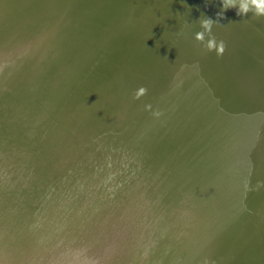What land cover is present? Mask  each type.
Wrapping results in <instances>:
<instances>
[{"label":"bare ground","instance_id":"6f19581e","mask_svg":"<svg viewBox=\"0 0 264 264\" xmlns=\"http://www.w3.org/2000/svg\"><path fill=\"white\" fill-rule=\"evenodd\" d=\"M22 1V0H21ZM196 0H184V3H180V8L184 6V9L187 7V4H190ZM30 2V1H29ZM35 0H33V3ZM154 2V1H153ZM200 1H196V5ZM22 6H23V2ZM207 3V2H205ZM204 3V4H205ZM29 4V3H28ZM31 4V3H30ZM216 5V4H215ZM50 7V8H49ZM46 6L47 11H49V14L52 16L51 13H53L54 16L52 17H58L59 22L62 23L60 14H62V11L56 15L54 12V8L52 9L51 6ZM88 9H91L90 1L89 5L87 6ZM193 7V6H191ZM191 7L186 8L187 13H190L193 11ZM202 5L199 6L201 8ZM133 8V7H132ZM175 8V7H173ZM179 8V9H180ZM131 9V8H130ZM146 9L149 11V13L146 15L148 16L147 22L145 25V28L140 31V34L136 37L135 42L131 40L130 36L129 38L122 40H126V45L121 46L119 49H124L127 53L121 54L120 51H118V55H112L110 53V60L104 61L101 56L103 54V51L93 52L94 49L92 45V41L89 39V41L85 42V39L87 35L85 34L87 29L81 30V26L84 24V21L81 19V15H74L65 17V20L68 21L70 19V22L68 24L65 23V20L63 21V28H65V42L62 45L61 52L59 53V56H54L52 60H49V64L46 63V66L44 67L42 63V59H44V55L48 54V52L52 49L53 44L51 42H46V44L42 42L40 38H37L35 41L34 36V42L31 47V45H24L22 41L24 40V32L22 29L24 25H29V16H24L22 13V27L20 30H15L14 28H7L5 31L13 30V32L10 31V33L7 32V34L10 35L12 38L17 33L18 35L14 38V42L10 44L9 48L6 49V53L3 54L5 58H7V62L5 63V67H0L1 71L4 73V75H0V116L3 114V118H1L0 121V148H5L8 146L7 140L10 142H17L19 141L18 135L20 137V141L22 142V139L26 140L27 142H30L31 140H28L24 137H26L28 134L26 131V126H24V123H30L26 122L29 116V110H32L35 112L36 106L39 107L42 102H49L53 106V112L55 116L60 118V116L65 117V121L67 122L68 117L70 114L73 115V113H70L68 111H75L79 116L83 117V120L81 121L82 124L86 120V129H91L92 135H99L97 136V139H100L101 142H103V145H106L110 143L113 140V136L115 138H121L124 142H128L131 146L135 147V144L138 145L140 148L138 149L139 153H142L141 156V162L144 164V167H148V165L155 164L157 166L156 172H152L153 175H149V181L157 179L158 173L161 175L160 177H167L170 178V176L178 177L181 180L176 181L177 183V189L173 192L174 196H178V202L177 205L172 204L170 201L173 197L171 194H167L166 189H168V186L165 184V188H162L158 191H155L152 188V185L150 186V194L153 196L156 200H159V197L164 198L170 197L168 200H164V205L170 206L167 209V214L173 215L176 219H172V221L175 222V224H178L179 226H170L169 228L171 230H174L175 232H169L171 239L167 241V243L164 245V251L165 254L159 257L160 259H164L161 261L160 264H185L182 261H186L187 257L190 255L189 248H191L193 255L196 252L197 246H200L199 243L195 239H193V236L198 234L199 239H203L206 236L211 235V233L214 232L217 223L221 219V212L223 214V222L226 223V227L228 228V244H229V251L231 252V249L236 245V248L238 249L237 245H242L243 242L241 240L242 233L247 230H253L255 228L261 229L260 223L264 224V182L263 175L259 174L257 171V167L259 164H256V166H253V164L256 163V158L252 160V165H250L247 169V164H243L244 169H241L240 165H233L228 162L227 165V156L232 155H238L237 151L233 153L232 145L236 142L238 139L237 136H239V131L237 129V136H235L230 129L226 126H223L226 129V132H231L229 136L227 137V142L224 141L222 143H219L215 138H213V135L207 130H205L207 124L205 123L209 119L217 118V116L213 113L211 110L212 104L208 102L209 100H206L208 96L212 95V93H208L207 87H211L209 82H200L201 80L197 82H193L192 88L196 85L197 88L193 89L198 92L203 93H197L196 96L199 98V100H196V97L191 98L193 102L188 107H173L169 106L167 109H164L166 112L165 114V120L163 123L159 124L158 128L156 127V123L154 122V127L156 130H153V125L149 121L142 120L138 114L142 113L144 109H141V104L136 101H129L128 107L130 109V113L124 112L122 113L121 107V100L126 99L129 95H133L134 90L138 89L140 86H145L144 81L146 82L148 80V87L151 85V87H147V92L150 93L151 97L147 101L149 103H152V101H160L161 94L165 93L162 89V87H167L170 85L168 91L175 92V89L177 93L182 92L183 88L179 87L176 88L175 85L172 83H175L176 81H170L168 79L166 82L165 77L161 78L160 76V69H158V72H153L151 69H147L145 72V69L143 73H140L135 69V65H127L128 63L133 64V59L129 58L131 55V52H147L149 51V48L152 43L157 44L159 42V39H163L168 33L172 32L174 29L173 25L182 24L185 22L184 20H189L192 17H187L186 13L182 15L179 21L174 22L172 26H165V20H162L158 16H161V13L164 9H161L160 11H154L156 10V7L154 10L150 11L147 7ZM178 9V10H179ZM182 9V11H184ZM45 10V9H44ZM207 10H203V12H208ZM51 11V12H50ZM131 11V10H129ZM181 11V10H180ZM35 12H40L38 10H34ZM44 12V11H43ZM155 12V14H153ZM217 9L210 11V14H216ZM182 13V12H179ZM48 14V16H49ZM252 14V13H249ZM47 16V18H48ZM65 16V15H64ZM34 22V33L41 34L42 32V24L40 23L41 17L37 18V20H32ZM263 21V22H262ZM5 22V21H4ZM257 22L264 27V17L260 20L258 19ZM15 24V23H14ZM65 24H67L65 26ZM72 24L76 27L75 29L72 28ZM253 21H246V18H244V25L251 27H255L256 33L258 34V37L256 40L259 42L258 47L251 46L253 49H255L257 52H259L264 57V41L261 39V36L264 35L262 32V27H257L259 25ZM259 25V26H260ZM165 26V27H164ZM167 28L168 31H165L164 29ZM62 29L61 25L58 27V32H60ZM123 31V30H122ZM43 32H45L43 30ZM155 32V33H153ZM197 32V31H196ZM175 33V32H174ZM6 34V35H7ZM163 34V36H162ZM181 34L175 33V36H180ZM174 36V35H172ZM241 33L238 34L237 38L233 40L232 46L234 43V46L237 47L238 41L242 40ZM165 39V38H164ZM173 39V38H172ZM167 40L168 49L169 52L167 54H160L158 56H153L151 52L144 56L147 60H150L154 64V60L161 59L164 61L169 56L170 58H174V62L180 61V59L177 57L176 52L173 51V49L176 47L177 43L173 42V40ZM189 40L192 41V38ZM20 41V42H19ZM176 41V40H175ZM225 43L228 45L230 44L229 39H224ZM10 42V41H8ZM146 42L149 44L147 46ZM189 44H192L190 42ZM44 45V46H41ZM111 45V44H110ZM114 43L112 44V46ZM143 45V46H142ZM198 45H201L200 43ZM142 46V47H140ZM140 47L137 51L136 48ZM147 47H149L147 49ZM159 47V46H158ZM157 47V48H158ZM203 47V46H201ZM28 48L30 54H31V61H30V67H27L24 63L25 61L22 59L24 57L23 49ZM192 48L195 50L194 44H192ZM50 51V52H51ZM173 51V52H172ZM68 54V57L72 59V61H75L76 64H69L68 67H65V54ZM97 57L96 60L94 58V55ZM85 55H88L92 60L94 59V63L90 64H84L86 61ZM130 55V56H129ZM190 56L193 60L196 58L195 51H192L190 53ZM84 57V60H83ZM83 63H79V66L77 62L79 61ZM128 59V60H127ZM130 59V60H129ZM16 60L18 61V64H16ZM183 55H181V61L185 62ZM98 61L101 63L98 65ZM127 61H130L127 63ZM217 61V57H209V61H202L198 60L196 61V64L198 65H204L206 70H215L214 63ZM167 63L171 65H174L169 60ZM56 65L55 71L52 69L50 71V68L52 66ZM131 66V67H129ZM179 66V63L175 66H171L172 68L176 69ZM117 68V69H114ZM258 73L264 75V68L261 66H258ZM46 69V70H45ZM172 69L171 71H173ZM30 70L34 74V81L36 84V88H31L33 91L27 90L25 88V82L24 80H21L20 82L15 81L14 75H20L23 77L26 75L27 71ZM205 72V78L210 77L212 72L209 71ZM103 71L104 74L99 79L98 72ZM106 71H109L106 73ZM47 72V74H46ZM200 71H197L194 75L196 76ZM14 74V75H13ZM139 78L138 82L135 81V78ZM161 78V79H160ZM219 78V77H218ZM11 80V81H10ZM46 80V81H44ZM59 80V81H57ZM227 80V79H226ZM2 81V82H1ZM212 82V80H211ZM14 83V84H13ZM65 83V85H61ZM99 83L104 84V89H98ZM138 84V86L133 87L135 84ZM166 83L167 86H164ZM48 84V86L46 85ZM141 84V85H140ZM163 84V86H162ZM187 85V83H185ZM27 87V86H26ZM42 87L48 89L49 91L44 90ZM5 88L8 89V91H5ZM191 88V89H192ZM58 90L60 93H58ZM11 91L18 94V99H14V95H11ZM167 93V91H166ZM168 93V95L170 94ZM184 93V92H183ZM182 94V93H180ZM185 94V93H184ZM157 97L158 100L155 98ZM170 97H174V94H172ZM189 96H186L188 98ZM143 98H147L146 95H143ZM182 98H184V95L182 94ZM31 101H25L30 100ZM164 100V99H163ZM171 100V99H170ZM176 105H182L180 101L173 100ZM26 102V103H25ZM179 102V103H178ZM210 104V107H208ZM29 106L27 108V112H21L20 117L17 113L18 108H23L25 106ZM164 107V105H162ZM195 106V108H193ZM206 106V109L208 112L205 114L200 112L203 107ZM217 106V105H215ZM33 107V108H32ZM214 107V106H213ZM165 108V107H164ZM199 108V109H198ZM34 109V110H33ZM141 109V111H140ZM146 111H144L145 113ZM16 113V115H14ZM200 114V116L204 117V122L202 120H199V117L194 114ZM8 114H13L12 117H10ZM64 114V115H63ZM49 119L46 118V124L50 123L51 126H57L58 131L61 132L60 134L65 138V149L62 150L60 142L53 143L48 147V150L46 154L49 156H57L61 152L62 155L65 156L67 160H71L72 156L74 154L75 147L83 144L81 140H83L82 131L78 132V134L81 137V140L78 142H71L74 138L71 136L69 131H65V128H60V124L58 121L52 117L51 115H48ZM2 117V116H1ZM130 117V118H129ZM182 117L183 120V126L182 123L177 121L178 118ZM185 118V119H184ZM48 119V120H47ZM101 119L104 123V127L99 130V120ZM128 119V120H127ZM63 120V118H62ZM121 121V122H119ZM177 123H180L181 126H179ZM31 124V123H30ZM120 124V125H117ZM130 125V127H125L126 136H121L118 134H114L113 136L109 137L111 129H116L117 127L119 129H124L123 127L126 125ZM144 124L148 125V128H150L149 131L145 130ZM191 124V125H190ZM33 127L34 125L31 124ZM14 126L16 128H14ZM194 128H192V127ZM221 126H210L213 132L218 130ZM4 129V130H3ZM56 129V128H55ZM54 130V129H53ZM110 130V131H109ZM79 131V129H78ZM31 133V132H30ZM102 133V134H101ZM7 134L10 136L7 137ZM31 135V134H28ZM34 135V133H33ZM32 136L33 137L35 136ZM93 135V136H94ZM79 137V138H80ZM95 137V136H94ZM28 138V137H27ZM150 138V139H149ZM13 139V141H11ZM230 139H233V143L230 144ZM127 140V141H126ZM5 141V142H4ZM188 142L186 150H193L197 153L192 159L189 158L188 155L185 154V157L181 156L182 153L184 154L182 142ZM81 142V144H80ZM135 144H133V143ZM253 143L252 141H249V143ZM26 143V142H25ZM199 143V144H198ZM227 145H226V144ZM241 143H243L241 141ZM6 144V145H5ZM14 145V144H13ZM25 145H28L26 143ZM81 145V146H82ZM244 145V144H242ZM240 145L241 152L246 154V150L243 148V146ZM194 147V148H193ZM239 147V146H238ZM174 148H177L175 151ZM22 149V148H21ZM173 149V150H172ZM182 149V150H181ZM239 150V149H238ZM262 148L259 149L258 156L257 154H254V156L259 157L261 154L262 160L264 159V153L260 152ZM132 151V150H131ZM131 151L126 153V155L130 156ZM172 151L174 154H172ZM154 153L151 157V153ZM5 153V152H4ZM0 154H3L0 152ZM240 153L241 156L245 157L246 155ZM247 154L249 156H252L253 153H250L247 151ZM151 157V158H150ZM223 160V161H222ZM190 161V164L187 162ZM240 161V160H239ZM67 163V162H65ZM69 163V162H68ZM67 163V164H68ZM185 163V164H184ZM187 166V169H184L183 173L187 174L185 176L183 173L177 172L178 168L176 166ZM232 167V168H231ZM166 168V169H165ZM165 169V170H164ZM164 170V171H163ZM69 171V170H68ZM160 171V172H159ZM232 172H237L238 176L236 177ZM255 172V173H254ZM177 174H183V178L176 176ZM232 175L231 177L237 178L234 179V182H229L228 175ZM256 174V176H254ZM259 175V176H258ZM165 176V177H164ZM165 178L166 180H168ZM160 179V178H158ZM174 183V179L172 180ZM172 184V183H171ZM175 184V183H174ZM176 187V185H173V188ZM230 190V193H229ZM156 193V194H155ZM248 194L252 200L256 202V206L253 204L251 200H247L245 198V194ZM187 198V203H184V199ZM223 200L226 202H230V206L228 204L223 205ZM176 201V200H174ZM248 201V202H247ZM260 201V221L256 219L258 210L257 208V202ZM162 202H158V206L162 207ZM223 207H226L222 209ZM230 207V208H229ZM159 209H157L158 211ZM234 211V219L231 215V213ZM159 212V211H158ZM263 214V218H262ZM164 216L163 214L161 215ZM253 216L258 223L253 224L252 217ZM161 218V217H160ZM167 220V219H166ZM237 223H234V222ZM174 224V225H175ZM238 224L240 225L239 228H237L238 232H233V229H235ZM174 227V229H172ZM164 230V229H163ZM218 235L219 232L217 231ZM167 234V232H166ZM158 235V233H157ZM160 237V236H159ZM198 239V240H199ZM161 240V239H160ZM217 235L214 237L212 242L214 243V251L216 254L222 249L223 242H221L219 245L217 243ZM226 244V240H225ZM199 256H201V253L206 251L205 248L200 246ZM225 248V247H224ZM260 255L262 253V246L260 247ZM218 253V254H219ZM188 255V256H187ZM197 259V258H195Z\"/></svg>","mask_w":264,"mask_h":264},{"label":"water","instance_id":"95a60500","mask_svg":"<svg viewBox=\"0 0 264 264\" xmlns=\"http://www.w3.org/2000/svg\"><path fill=\"white\" fill-rule=\"evenodd\" d=\"M89 1H90L91 9H88L87 7L89 5ZM196 1L197 2L200 1V2L197 4L196 7H194L196 5ZM196 1L187 4L186 8L193 6L191 7L193 11L187 13V10L186 8L184 9V6L180 8V3H184V0H35L34 3L33 0H22V1L0 0V67H5V63L7 62V58L3 56V54L6 53V49L4 48H9L10 44L14 42V38L18 35L16 33L15 36L11 38L10 35L7 34V32L10 33V31L13 32V30L10 31H5V30L7 28L11 29L14 27L15 30H20L22 27L21 25L23 23L21 18L23 12H24L23 15L25 14L24 16H29V21H28L29 25L28 24L24 25V27L22 28L25 29L23 30L25 38L22 41V43H24V45H27L26 47H28V45H31L32 47V45H34L33 42L35 36V41L37 40V38H40L43 44L44 43L46 44V42H51L53 44L52 47L53 50L52 51L50 50L52 53L49 51L48 54L44 55L45 56L44 59H42V63L44 67L46 66V63L49 64V60H52L56 55L59 56V53L61 52L62 45L65 42V34H64L65 28H63V21L65 20L66 16L67 17L69 16V14L71 16L81 15V19L84 21V24L81 26V30L87 29L85 32V34L87 35L85 42L89 41L88 40L89 37V39L93 42L92 43L93 45L92 49H94L93 52L103 51V54L98 57L104 58L103 59L104 62L110 60L111 57L110 53H112V55H118V51H120L121 54L127 53L124 49H119L121 46L126 45L125 42L127 38L132 36L131 40L133 42H135L136 39H138L136 37L140 34V31L145 28L147 22L148 16L146 15L149 13V11L146 9V7L150 11L154 10L155 7L156 10L154 11H160L161 9H164L163 12L161 13V16L158 17L161 18L162 20H165L166 27L172 26L174 22L179 21L182 15L186 13L187 17H192V18L189 20L188 19L184 20L185 22H183L182 24L173 25L174 29L172 30V32L168 33L164 37L165 39L164 38L159 39V42L157 44L152 43L150 45L152 47L150 48L147 47V49L149 48V51L142 52L138 50L143 45L144 46L149 45L147 42L146 45L143 44L142 46L136 48V50L139 52L133 51L130 53L131 56L129 55L130 56L129 58L133 59V64L128 63L130 61H127L128 63L127 65H135L136 66L135 69H137V71L140 73H143L144 69L145 72L147 69L150 70L152 69L154 73L158 72V69H160V76H162L161 78L165 77L166 82H168L167 81L168 79H170L171 82L176 81L175 83L172 84L175 85L176 88L182 87L183 88L182 92L177 93L175 89V92L171 91L170 93V91H168L170 85L167 86L166 83H163L165 84L164 86L167 87H162L163 88L162 90L165 93L161 94L160 101H152V103L147 102L151 97L150 93L148 92H147V98L145 99L143 98V96H141L139 99H134L133 95H129L126 99L121 100L122 102L121 107H124L122 108V110L127 113H130V109L128 107L129 101H133V100L138 101L141 104V109H144L143 111H141L140 109L142 113H139L138 116L142 120L149 121L153 125L152 129L156 130V128L154 127V122L156 123V127L158 128L159 124L163 123L165 120L164 112L166 111L164 109H167V107L169 106H173L177 108L188 107L192 104L190 102H193V100L195 99L199 100L196 94L203 92L196 91L195 94V90L194 91L192 90L196 89L197 86L195 85L192 88L193 82H196L197 80L199 81V79L201 80L200 82L203 83L209 82L211 87L209 88L207 87L208 89L207 92L212 93V95L208 96L207 99H205V101L209 100L208 102L212 104L211 110L216 116L217 115L218 116L217 118H212L205 122L207 124L205 130H207V132L210 131V133L213 135V138H215V140H217L219 143H222L224 141L227 142V137L231 132L235 136H237V129H238L239 131V136H237L238 139L232 145L231 148L232 150H229V151H233V153L237 151L238 155L227 156L228 159L227 165L228 162H230L232 166L233 165L236 166L238 164L240 165L241 169H244L243 164L245 163V165L247 164V169H248V167L253 163L252 160L256 158V163L253 164V166L259 164V166L257 167V171L259 174L263 175V180H264V159L262 160L261 158L262 153L260 154L259 157H257L260 148H262L260 152L264 153V75L258 73V68H257L258 66L264 68V57L251 47L253 45L258 47L259 45V42L256 40V38L258 37V34L256 33L255 30L256 26L251 27L250 25L248 26L244 25V18H246V21H250V22L253 21L259 24L257 20L258 19L261 20L264 16L257 17L254 16L253 14H248L247 16L237 15V10L234 8H230L224 12L223 17L218 18L217 13L220 12L223 7L222 0H196ZM21 2H23V6ZM51 5H52L51 8L52 9L54 8L53 10L56 15H58L62 11V14H60L62 23L59 22L58 17H52L54 16L53 13H51L52 14L51 16L49 14V11H47L46 6L49 7ZM200 5H202L201 8H199ZM35 8L40 12L34 13ZM207 8L209 9L208 12L207 13L203 12V10H207ZM215 8L217 9L216 14H210L209 12L214 10ZM182 9H184V11H182ZM201 13H203L206 17L212 18L213 20L219 19V22L214 24L213 26V33L215 34L218 40L224 41L225 38L230 40V44L227 45L225 43L226 49L222 56H218L215 51L208 52L203 47H201L202 45H198L199 42L194 39V35L196 31L201 30L199 23L200 17L203 18V16H201ZM153 14H155V12ZM39 17H41L40 23L42 24V26L40 27H42V29L45 32H43L42 30L41 34L36 35V33H34V25H33L34 22L31 21L30 18L32 20H37V18ZM67 22L68 24L71 23L70 19H68V21L65 20V23ZM59 25H61L62 27L60 32H58ZM66 25L67 24H65V26ZM259 25H257V27H262L261 29L264 34V27ZM72 28L73 29L76 28L74 24H72ZM164 30L168 31L167 28H165ZM174 32L181 35L175 36ZM239 33H241L243 37L242 40L238 41L239 46L237 47L234 46V44H236L237 42L234 43L232 46L233 40L237 38ZM189 38L190 39L192 38V41L189 40ZM124 39L126 40L122 42V40ZM170 39H172L173 42L177 43L173 51L176 52L177 57L180 59L179 62L178 60L177 62H174L173 61L174 58H170L169 56L164 61H162V57L161 59H159L160 61L154 60V64H153L152 61L147 60L144 57L147 56L150 52L153 56H158L160 54L162 55L167 54V52H169L167 40ZM261 39L264 41V35L261 36ZM190 42L194 44L195 50L192 48V44H189ZM113 43L114 45L112 46ZM22 51L24 54V57L22 58L25 61L24 64L27 67H30L31 54L28 48H24ZM192 51H195L196 54L195 60H193L192 57L190 56V53ZM64 54H65L64 61L66 64L65 67H68L69 64H73V65L76 64L75 61H72V59L68 57L67 52ZM181 55H183L184 60L187 59L185 62L181 61ZM85 57H86V61L84 64L94 63V59L92 60V58H90L88 55H85ZM96 57H97V53L96 55H94L95 60ZM209 57L211 58L217 57V61L214 63L215 70L213 71L211 69L210 70L207 69L209 72H212V74L210 75V77L205 78L204 71H207L206 68L204 67V65L196 64V61L198 60L209 61ZM169 60L171 61L172 64H174L171 66H175L176 63L177 65L179 63V66L176 69L172 68L170 64L167 63ZM79 63H83L80 61V58L79 61L77 62L78 66ZM100 64L101 63L98 61V65ZM55 68L56 65L52 66L50 68V71L52 69H54L55 71ZM172 69L174 70L171 71ZM197 71L200 72L195 76L194 74ZM108 72L109 71H106V73ZM4 73L0 69V75H4ZM26 73L27 74L24 75L23 77H21L20 75L17 76H15L14 74L13 75L17 83L18 81L20 82L21 80H24L25 88H27L28 92L33 91L31 90V88L34 89L36 88V84L34 81V74L30 70H28ZM103 74H104L103 71L98 72V75L100 76L99 79L102 77ZM139 78L141 77L135 78L134 80L138 82ZM185 83H187V85H185ZM144 84L145 86L148 87V80L146 82L144 81ZM136 86H138V84H135L133 87ZM98 87H99L98 89H104V84L99 83ZM149 87H151V85H149ZM5 91H8V89L5 88ZM168 93L170 94L168 95ZM180 93L184 95V98H182V94ZM172 94H174V97H170ZM186 96L189 97L186 98ZM193 97L196 98L192 100L191 98ZM155 99L158 100L157 97ZM173 100L180 101L182 105L177 106L176 105L177 103H175ZM210 104L208 107H210ZM162 105H164L165 108ZM193 108H195V106ZM204 108L206 109V106L203 107L202 109L199 108L198 109L201 110L200 112H202ZM144 111L146 112L144 113ZM68 112L73 113V115L70 114L68 120H71L73 124H78L75 126H77V128L79 129V132L81 131V127L87 128L86 127L87 125H83L81 122L83 120L82 116H79L77 112L75 113V111L73 110ZM207 112H208L207 110H204L203 113L206 114ZM8 115L10 117L13 116V114H8ZM194 115H197L199 117V120L203 119L202 122H204L203 115L202 117L198 113ZM98 120H99L98 129L101 130L104 127V123L101 119ZM177 121L181 122L183 126L184 123L182 117L178 118ZM24 124H25L24 126H26L27 129L26 132L28 134L31 133L35 134L37 132V131L34 132L33 130L34 128L30 123H24ZM177 124L181 126L180 123ZM212 125L221 126V127L215 132H213L212 130H209L211 129L210 126ZM144 126L146 131L150 130V128H148V125L144 124ZM223 126L225 127L227 126L231 132L227 133L226 129ZM44 127L45 126H41L38 129L40 130V134L45 141L50 142L57 137L58 133H55L56 132L55 128L58 129L57 126H51L48 130H44ZM14 128L16 127L14 126ZM52 131H55L53 133L54 137L50 138L51 136L48 134L52 133ZM89 132L91 131L89 130ZM110 133L113 135L121 134L118 130L114 128L111 129ZM8 136L10 135L7 134V137ZM78 136L79 134L76 137L77 139ZM232 140L233 139H230V144L233 143ZM241 141L243 143H241ZM249 141H252L253 143L251 142L249 143ZM25 142L28 143V147L25 146L26 144ZM21 143L22 145H18V144H16V146L13 145L12 149H14L15 152L17 151V153H19L20 149L22 148V152H28V154L34 150V144L32 143V139L30 142H27L26 140L22 139ZM187 144L188 142L186 143L184 141L182 142V145H184L183 151L186 150ZM240 145H242L243 148L246 150V154L241 152ZM61 148L62 150L65 149V142L61 146ZM176 149L177 148H174V150L173 149L172 150L175 151ZM173 151L172 154H174ZM247 151L253 153V155L249 156L247 154ZM194 153L197 152L188 149L184 152V154L182 153L181 156L185 157L186 154L189 156V158L192 159L196 155ZM240 153L245 154L246 156L243 157L240 155ZM153 154L154 153L152 152L151 157L153 156ZM254 154H257V156L255 157ZM125 157H128V155ZM187 162L190 164V161ZM176 167L178 168L177 172L179 173H183L184 169L181 168L187 169V166L182 167L178 165ZM154 168L155 167H150L149 170L151 171V169ZM232 173H235L234 175L236 177L238 176L237 172H232ZM183 174L187 176V174L185 173ZM183 174H177L176 176L183 178ZM158 175H159L158 178L160 179L157 178L154 180V182L153 180L150 181L152 188L155 191H158L162 188H165V184L167 186L169 184L168 189H166V192L167 194L172 195L173 198L170 200L172 204L175 203V205H177L176 202H178L179 197L174 196L173 192L177 189L176 181L179 182L178 179L179 180L181 179L171 175L170 178L164 176L165 178L168 179L166 180L165 178L160 177L161 175L159 173ZM231 176H232L231 174L228 175L230 183L231 181L234 182V179L235 180L237 179ZM254 176H256V174ZM173 179L175 184L172 181ZM262 183L264 184V182ZM173 185H176V187L173 188ZM245 198L248 201L251 200L253 202L251 206L253 205L256 206V202L252 200L247 193L245 194ZM168 199H170V197L164 198V196L163 198L159 197V200H156L155 198L153 199L155 204L152 203V205L154 204L155 208L159 207L160 211L157 212L156 214H153V211H150L151 215L148 218V224H150L151 226H156L158 230L161 229L159 228V225L164 223L163 218H161L160 220L158 219L161 217L162 214L167 215L166 213L167 209L171 205L170 202L169 205L166 206L164 205L163 201ZM183 199H184L183 202L187 203V198L185 199V197H183ZM159 201L162 202L161 204L162 207L157 205ZM261 203L260 201H258L257 202L258 206L256 208L258 210L256 219L259 221H260ZM224 204L225 205L228 204L230 206V202H226L225 200H223V205ZM111 205L113 207V209L111 210L112 212H114L118 206L115 207L114 201L112 202ZM224 208L226 207H223L222 209ZM234 214L235 213L233 211L231 213L233 219L235 216ZM151 216L153 220H151ZM251 217L254 222L253 224L258 223V221L253 216ZM262 218H263V214H262ZM222 220H223V214L221 212V219L217 223L218 226H216L217 228H215L214 232L211 233V235L206 236L201 240L199 239L198 234L193 236V239H195L200 246L205 248L206 251L202 252L201 256H199V251L201 247L197 246L195 247L196 252L193 255L191 248H189L190 255L189 256L187 255L188 256L187 260L182 262L185 264H264V224L260 223L261 229L255 228L253 230L251 229L241 232L243 234L241 237L243 244L237 245L238 249L236 248L235 245L230 252L229 244L227 242L229 239L228 228L226 227V223L223 222ZM122 221H129V219L127 220V218L117 215L116 213L113 217L107 218V221H105L104 224L105 227L103 228V231H101L99 236H97L98 239H96V242L94 241L95 244H97V246L95 245L93 249L91 248V250L89 249L91 244H87L85 243V241L83 242V245L77 248L75 246L73 250L72 248L65 249V264H67L68 261H72L71 259L75 260L78 257H80L81 259L83 258L90 259L88 263H90L91 261V264H103V263L105 264L106 259L109 258L112 254L116 253L118 250L116 249L117 247L116 238L118 236L117 230L121 228L119 225L126 226L122 224ZM234 223L237 222L235 221ZM239 227L240 225L238 224V226L235 229H233V232L237 233L238 232L237 228ZM217 231L219 232V235ZM216 235L218 239L217 241L218 245L221 242H223L222 249L220 253L218 252L219 254L218 253L216 254V252L214 251L215 245L212 242V240ZM225 240H226V244H225ZM108 242H111V245H109L110 247H107ZM106 243L107 246H105ZM261 246H262V253L260 255L259 250ZM107 248L108 250L106 251ZM101 249L105 251L104 257L99 261L94 260L96 253L100 252L99 250ZM51 260L52 259L50 258V261ZM158 260L160 259L155 257L154 262L152 261L151 262L152 264L159 263L157 262ZM53 262L54 264H64L61 261L59 262L53 261ZM12 264H16V263L12 262Z\"/></svg>","mask_w":264,"mask_h":264},{"label":"rangeland","instance_id":"374dc122","mask_svg":"<svg viewBox=\"0 0 264 264\" xmlns=\"http://www.w3.org/2000/svg\"><path fill=\"white\" fill-rule=\"evenodd\" d=\"M42 88L46 91L50 89ZM12 94L14 99H18L17 93L11 91ZM27 108V105L18 108V115L23 118L20 111L25 113ZM29 111L26 122L33 124V130L37 132L33 139L32 133L24 138L32 139L34 150L29 154L22 149L19 153L15 152L13 144L22 145L19 135V141L7 140L8 146L0 148L3 153L0 154V264H54L53 261L65 264V249L73 250L75 246L83 245L84 241L91 244L90 250L93 249L97 246L95 242L105 227V221L115 213L129 221H122L126 226L119 225L121 228L117 230L116 238L118 250L106 259L105 264H152L155 257L164 255V245L171 239L169 232H175L168 225H179L172 221L176 218L169 214L161 216L164 223L159 225V230L148 224L150 211L153 214L160 211L154 206V197L149 195V175L156 172L157 166L144 167L140 161L143 154L138 152L140 147L132 142L135 144L133 147L111 133L109 137L113 136V140L103 145L97 139L99 135L93 134L94 137L89 132L91 129L84 127H81L83 140L80 135L77 139L79 131L75 125L78 124H73L71 120L66 122L65 115L60 118L55 116L49 102L36 106L35 112ZM48 115L58 121L61 129L69 131L74 138L71 142H83L84 145L80 142L82 146L75 147L71 160H67L61 152L57 156L46 154V146L65 142V136L62 137L57 129L48 134L52 138L54 132L58 133L52 141L42 138L38 128H50V123H45ZM1 116L0 121L3 114ZM83 125H86V120ZM125 127L130 125L124 126V129L116 128L121 133L118 135L126 136ZM129 151L130 156L125 157ZM150 167L155 168L150 171ZM113 201L115 207L118 206L114 212L111 210ZM109 245L111 242L108 246L105 244ZM99 251L94 260L104 257L105 251ZM71 260L67 264H91V261L88 263L90 259L78 257ZM162 260L154 264H160Z\"/></svg>","mask_w":264,"mask_h":264},{"label":"clouds","instance_id":"9594fccd","mask_svg":"<svg viewBox=\"0 0 264 264\" xmlns=\"http://www.w3.org/2000/svg\"><path fill=\"white\" fill-rule=\"evenodd\" d=\"M222 10L217 13V17H223L224 12L230 8L237 10V15L247 16L252 13L254 16H264V0H222ZM199 19L200 31H197L194 35V39L198 41L205 50L208 52L215 51L218 56H222L226 49V44L223 40H218L213 33L214 24L219 22V19L213 20L206 17L201 13ZM147 87L140 86L134 90L133 98L139 99L141 96L146 95Z\"/></svg>","mask_w":264,"mask_h":264}]
</instances>
